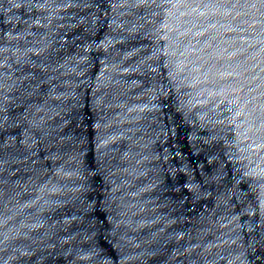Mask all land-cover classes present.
Masks as SVG:
<instances>
[{
  "label": "water",
  "instance_id": "95a60500",
  "mask_svg": "<svg viewBox=\"0 0 264 264\" xmlns=\"http://www.w3.org/2000/svg\"><path fill=\"white\" fill-rule=\"evenodd\" d=\"M0 264H264V0H0Z\"/></svg>",
  "mask_w": 264,
  "mask_h": 264
}]
</instances>
